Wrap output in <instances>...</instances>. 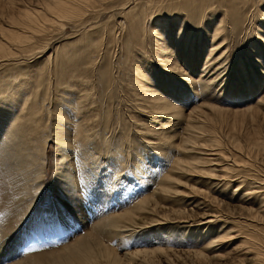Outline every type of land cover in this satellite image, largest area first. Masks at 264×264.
Instances as JSON below:
<instances>
[{
    "label": "bare ground",
    "instance_id": "obj_1",
    "mask_svg": "<svg viewBox=\"0 0 264 264\" xmlns=\"http://www.w3.org/2000/svg\"><path fill=\"white\" fill-rule=\"evenodd\" d=\"M89 1L45 0V7L38 6L54 12L48 18L46 12L42 11L44 20L57 22L62 16L71 17L79 11L85 13V10H89ZM217 1L218 7L215 5ZM262 1L121 0L117 13L126 20L127 34L134 47L133 52H125V62L121 64L126 66L124 78L127 95L135 100V104L132 112H125L128 100H119L121 106L117 113L124 111V114L120 124L113 127L110 126L111 120L105 122L106 117L100 115L99 93L94 83L88 75L80 74L77 77L80 65H73L79 56L84 55L86 58L97 40L93 34L91 38L90 29L93 27L84 31L86 35H83L80 42L79 39H62L57 46L48 39L39 45L24 48L23 45L31 41L33 33L42 28L34 26V17L28 10H22L26 19L21 22L13 20L14 15L10 16L8 26L0 27V108L4 107L7 112L6 117L0 116V174L11 191L9 193L13 204L19 208L17 214L12 219L9 218L0 229V241L3 245L9 240L11 242L9 238L15 226H18L25 213L34 205L40 188L45 184L47 148L52 142L48 144L53 134L52 140L59 158V171L54 185L59 195L61 189L58 188H65L66 182L76 185L71 174V167L75 164L77 168L74 169H78L83 179L91 182L93 168L87 167L86 162L97 166L100 156L111 160L105 169L114 173L117 179L129 166L132 170H137V175H142V183L153 178H156V182L152 186L151 195L141 197L132 204L128 203L126 208L122 207L118 212L111 209L96 214L92 225L89 223L92 215H89V221H85L86 233L66 245L63 255L47 256L49 264H93L98 257L106 256V253L114 264H139L143 257L151 260L164 256L170 247L165 242L167 239L175 245L187 246L188 252L190 245H193L197 248L194 250L196 256L210 263L224 260L227 256L221 254L224 251L228 255L233 252L237 258L235 264H264V178L260 173V170L264 171V141L255 137V149H259L261 154L259 157L257 154L255 156V167L260 170L255 169L253 174L254 164L239 160L236 155H229L215 139L204 134L199 123L213 122L211 117L205 112L201 115L202 109L197 111V108L184 112L202 97L210 101L220 98H223L222 102H238L234 99L242 101L241 98H248L254 93L255 81H264ZM254 6L257 12L260 11L263 20L258 26L253 25L254 39H251L246 49V55L255 65V78L249 79L243 71V65L236 63L238 67L235 70L238 71L241 67L240 73L246 77L244 81L237 82L234 80L237 77L234 76L235 70L229 60L230 45L226 30L239 28L249 16L253 18L256 14ZM94 7L92 4V12ZM221 11L224 14H219ZM83 13L76 19L84 22ZM191 15L201 21L195 28L189 24ZM62 23L56 24L60 26ZM150 41L152 47L148 50L147 44ZM85 42L89 46L84 51ZM45 51H49L50 55L41 60ZM15 59L23 60L21 65H7ZM27 60L29 63L22 65ZM104 61L105 65L110 66L111 62ZM59 64L66 67L65 74L72 72L77 77L76 83L51 79L55 71L53 68ZM200 64L201 69L197 70ZM43 67L49 68L45 71L48 80L44 78ZM230 74L233 75L231 78ZM234 82L237 84H233ZM61 84L72 92L68 93L65 104L56 102L59 96L53 94L52 98L51 94H47L51 88L56 92ZM261 86L259 87L262 88ZM125 89L122 94L126 93ZM49 98L55 99L52 105ZM206 106L211 110L220 109L213 104ZM256 106L264 110V96ZM106 111L104 110L105 113ZM126 113L130 116V127L124 122ZM116 134L121 139L124 138L123 143H118ZM137 138L142 143L138 142L139 145L134 147ZM173 150L176 151L174 158L170 155ZM69 159L72 161L69 162ZM163 163V170H155L157 165ZM209 169L211 170L208 171ZM234 172L236 174L231 176ZM143 175L148 177L143 178ZM179 178H188L192 183L183 185ZM202 184L206 185V192L200 190ZM71 189L74 188L63 190L70 192ZM68 200L72 204L71 211L83 217L84 214L78 212L79 207L74 205V198ZM102 203L105 205L106 202ZM189 204L197 206L201 211L194 216L195 219L176 220L169 215L175 208L189 213V210L183 209ZM222 210L225 213L223 219L218 213L223 212ZM141 231L150 239L147 241L140 236L135 243L134 238ZM114 239L117 240L115 244L111 243ZM131 239L133 248H125L124 242ZM239 239H242L241 243L232 248L233 243ZM143 242L148 247L138 248ZM202 242H205L204 246L200 244ZM7 250L5 248V252ZM36 259L42 258L33 259L30 255L13 264H39V261L34 262Z\"/></svg>",
    "mask_w": 264,
    "mask_h": 264
},
{
    "label": "rangeland",
    "instance_id": "obj_2",
    "mask_svg": "<svg viewBox=\"0 0 264 264\" xmlns=\"http://www.w3.org/2000/svg\"><path fill=\"white\" fill-rule=\"evenodd\" d=\"M36 1L35 0H0V27L8 26L9 23L8 20H10L11 19L10 16L13 15L15 16L14 17L15 19L13 20H16L18 22L25 20L26 18L22 13V10H28L29 13L32 14L34 17V20L32 21L34 26L41 27L42 29L40 30L41 32L35 31L36 33L35 32L33 33V37L31 38V41L26 42V44L23 45L24 48L30 47V45L32 46L39 45L40 43L48 39L49 41L52 40V42L55 43V44L53 43L54 45L59 44L58 43L59 40L62 39L63 40L79 39L78 41L80 42V40L84 38L83 35L85 34L86 29H90L91 27H93L90 29L91 38L93 34V36L97 37V40H95V43H93V47L91 48V51L87 53L86 58H84V55L83 57H81L82 55L79 56L80 58L76 61V64L73 65H77V64L80 65L81 70L78 71L77 77H79L80 74L83 76L88 75L87 77L88 78L90 77V80L94 83L95 89L99 93L98 99L101 104L100 115H102V117H106L104 118V121L106 122L108 120H111L110 122L112 123H110V126L112 127L119 125L120 122L122 121L121 120L122 114H124V111L119 114L117 113V111L121 106L119 100L129 101L126 102L125 112H129V111L132 112L133 111L132 109L135 104V100L127 95V90L125 89L126 80L124 78L126 73L125 70L126 66L125 65L123 66L121 64L125 62L124 61L125 60L124 56H126L125 52L127 53L133 52L134 50L132 42L130 43L131 38L128 37L127 34L128 30H127V23L125 22L126 20L117 13L118 11L117 9L120 6L121 0H109V1L87 0L91 3L90 6L88 7L89 10H85V13H83V11L82 12L79 11L74 13V15L71 17L62 16L60 17V20L62 19L61 21L56 18H53L54 20H58L57 22H51V19L44 20V17L42 16L44 15L43 13L46 12L48 18H51L50 13H54V12H50L49 10L38 6V5L44 6L43 2H45V0L44 1L36 0ZM92 1L94 3H92ZM92 4L93 6H95L94 10L96 9L99 10L96 11L93 10L92 12ZM215 5L218 7L219 2L217 1ZM263 7H264V0L261 2L260 8L262 9ZM42 11L43 13H41ZM255 12L256 14H254L253 16V18L255 17L254 19L252 18V16H249L247 18L248 21L245 20L243 25L240 26L239 28L236 29L228 28L226 30V34L228 35L226 36L228 38V43L230 45L229 51L231 57L229 55V60L232 63L233 70H235L238 67V65L242 64L243 65L242 67L245 68V70L243 71L248 75L249 79L255 78V65L253 64L252 59H249L248 56L246 55L247 54L246 49L251 39H254L253 25L255 24V26L256 25L258 26L259 23L263 22L260 11L257 12L256 7H255ZM80 13L84 14L83 16L85 19L84 22H81L79 21V19H76L82 16L80 15ZM219 14H224V11H221V13ZM190 17L192 19L189 18L190 19L189 24L191 27L195 28L197 24L200 23L201 21L198 20L196 16L191 15ZM63 19L65 20L63 21ZM59 22H63V23L59 26V24H56ZM72 35L73 37H71ZM253 41L255 42V40ZM147 45H149V47H147V49L149 50L150 47H152L151 46L152 42L150 41ZM88 46L89 43L88 44L86 43V46L84 48L83 47L80 48H83V50L85 51L88 48ZM43 54L44 56L41 58V60H45L46 57L50 55V52L45 51ZM33 58L34 57H31V59ZM73 58L75 59V57ZM103 59L107 60L108 63L111 62L110 66L109 64L105 65V61ZM17 60L19 59L11 60L9 63H7V65L9 66L21 65L20 62L23 60L20 61ZM15 62L18 64H15ZM245 62H248V64H246ZM24 63L22 65L28 64L29 61L27 60ZM93 63L96 64L94 65ZM121 65L123 68L120 67ZM46 66H47V62H46ZM65 68L66 67L61 66V64H59V66L57 67H54L53 71L54 70L55 71L53 72L54 75H52L51 79L54 80V78H56V80L54 81L63 79L64 83H68L69 81H70L69 83L71 84L76 83L78 80L77 77H74L72 72H68V74H65L66 73ZM43 69L44 72L45 71L47 72L49 70L48 67H43ZM200 69H201V64L198 65L197 70ZM240 70H242L241 67L238 71L235 70L234 76L237 77L234 80H236L237 82H242L244 81L243 79H246V77L244 78V76L240 73ZM46 72L44 78L45 80H48L47 78L48 76ZM14 75L15 74H11V76ZM262 75L264 79V73H262ZM229 76L231 78L233 75L230 74ZM238 77L242 79H239ZM66 80L68 81L66 82ZM237 82H234L233 84H237ZM254 86L256 87V89L260 88L259 86H261L262 88L258 90L254 88V93L248 96V98L246 97L245 99L241 98L242 101L238 99H234L235 101L238 102H233V101L222 102L223 98H220L219 100L213 99L210 101V99L207 100L202 97L200 99L198 98L195 103L190 105L188 109L186 108L184 110V112L188 113L190 109L197 108V111H200V109H202L201 115L202 112H205L209 117H211L213 119V122L206 121L202 123L201 121L199 123L204 130L203 131L204 134L207 137H211L215 139L228 152L229 155L232 154L236 155V157L239 160L248 161L251 164H254V169H253L254 171H252V173L255 172V169L260 170L259 167H255V156L257 154V156L259 157V155L261 154L259 149H255V137H259L261 140L264 141V117H263L264 110L259 109L256 106L258 100L264 96L263 94L264 81H261L260 83L258 81H255ZM59 87L56 92L52 90V88L49 89L47 91V94L48 93L51 94L52 98L54 97L52 96L53 94H55L56 97L59 96L60 98L57 99L56 102L60 101L61 104H65V102L68 99V93H72V92L66 90L62 86V84ZM124 89L126 90V93L122 94L124 92L123 91ZM59 92L62 95H64L66 98H64L61 94H59ZM122 95L124 96L123 98ZM52 98H49V100L51 101V105L55 100ZM204 101H206L207 103ZM210 104H213L219 107L220 109L215 108L214 109L215 111L211 110L206 106ZM201 105H203V107H200ZM104 110L105 111L107 110L106 113L108 114L107 115L108 117L106 116ZM0 116L1 117L7 116V112L4 110V107L0 108ZM109 116L112 119L109 118ZM129 117H130L129 114L126 113L124 118L125 123H128ZM117 120L119 121L117 122ZM127 125H129L130 127L129 123ZM130 133L132 136H134L132 132ZM116 135L119 138L118 143L119 142L123 143L124 138L121 139L118 134ZM52 136H50V140L48 144L51 141L52 142L49 148H47V150L49 149V151L47 153L48 163H47V175H46L45 184L40 188L39 190L40 192H38L39 194L37 193L38 194L36 196L37 200L33 203L34 205H32V207L27 211V213H25V216L22 217L18 226H15V229L12 232L11 237L9 238L11 239V242L9 240V242H5V245H3V242L0 241V243H2L0 246V258H1L0 264H13L14 261H20L22 259L27 258L30 255H32L33 259L42 258L40 260L36 259L34 260V262L39 261V264H49L48 260L46 259L47 256L53 254L63 255L64 254L63 248L66 245L72 243L77 237L86 233L87 230L84 229V227L87 224V223L85 224V221L87 222L89 221L88 220L89 215H92L89 221L90 225H92L93 219L96 218L95 216L96 214L100 212H104L105 210H107L105 212H108L111 209L118 212L121 210L122 207L126 208L128 203L132 204L134 201L140 199L141 197L143 198L145 196L152 194V186L156 182V178H153L152 180L148 179L149 182L147 181L146 183H142L140 180L142 175H137L136 174L137 170H132L129 166H127L126 170L123 171L124 173L122 172L123 175L121 174V176L117 179L116 177H114V173H111L109 170L106 171L105 169L106 166L108 165L107 163H110L111 160H108L105 156L102 157L100 156V158L97 161V166L95 164H90V162H86L87 167L93 168L91 170L93 172V180H91V182L88 181V179L85 180L82 178L81 174H79L78 169L76 170L74 169L77 168V165L73 163L76 165V167H74L75 165L71 167L72 168L71 174L73 175L74 183H76V185L74 184L75 185L74 186L73 182L71 183L66 182L68 185L66 184L65 188H60V187L58 188V190L61 189L60 191L61 194L59 195L54 185L55 181L57 180L56 177L57 172L59 171L58 161H57L59 158L56 150V145L54 144V140H52L53 139ZM138 142L142 143L140 138L135 139L134 147H137V145H139ZM116 145L117 144H115V146ZM104 147L106 148V146ZM158 155L162 158V155L160 154ZM170 155L171 157L174 158L176 155V151L173 150ZM68 161L70 162L72 160L69 159ZM164 165H165L164 163L162 165H157V167H155V170L156 168L163 170ZM210 170L211 169H209L208 171ZM260 173L261 176L264 178V171L260 170ZM235 174L236 173L234 172L231 173L230 175L234 176ZM147 177L148 176L143 175V178H147ZM179 182L183 185L184 184L189 185L192 183V181L189 180L188 178H179ZM233 183L234 182H232V184ZM70 187L74 188L73 189L74 192L72 189L70 192H67V190L66 191L63 190ZM199 188L202 191L205 192L207 191L206 189L207 187L205 184L200 185ZM7 190H8L7 185L4 182V179L2 178V174H0V226H1L0 229L5 225V223L9 220V218L12 219L17 214L16 211H18L17 208H19L15 206V204H13L14 202H12L13 200L11 197V193H9L10 189L8 191ZM71 197L74 198V202L76 203L74 205L79 207L78 212H82V214H84L85 216L84 215L83 217L78 216L76 213H74L75 211L74 212L71 211L72 204L70 205V202L68 200ZM104 201L106 202L105 205L102 203ZM101 209L104 210L101 211ZM183 209H186L187 211L189 210L188 211L189 213H186L184 211H179L177 210V208H175L169 213V215H171L172 218H175L176 220L179 219L187 220L188 218L195 219L194 216H197L198 213L201 212L199 211V208H197V206L194 207V205H190V204L185 206V208ZM224 210H222L223 212L221 211L218 212L219 214H221L220 216H223L221 217L222 219L225 217ZM225 211L228 212V210ZM215 227L219 228L218 226ZM244 230L246 232L251 233V231L248 230L247 228H244ZM1 233L2 232L0 230V235H2ZM137 235L134 238L135 243H136V239H138L140 236L143 237L144 240L147 239V241L150 239V237L148 235H145L143 231L139 232ZM241 240L242 239L236 240L233 243L232 248L239 245L241 243ZM116 241L117 240L114 239L113 241H111V243L115 244ZM165 242H168L170 247L164 256H158L151 260L146 259V257H143L141 258L142 261L139 264H235L237 262L236 260L237 258L232 254L233 252L229 253L228 255V253L222 251L221 254L224 255V257L226 254L227 255L226 258H224V260L211 261L210 263V261L199 259L198 256H196L194 250H197V248L194 247L193 245H190L189 247L190 252H188L186 251L188 247L185 245L182 246L175 245L168 239ZM124 243H125L124 247L125 248L128 247V249H132L134 246L133 239H131V241L129 240L128 242H124ZM155 243H157V240H155ZM200 244L204 246L205 242H202ZM9 245H11L13 248H11V246L8 248ZM146 247H148V245H145L144 242L138 246V248H146ZM5 248L8 249L6 252H5ZM241 251L242 250H240V252ZM106 256L98 257L96 259V262L93 264L115 263V262L112 263L108 253H106ZM249 264L252 263L249 262Z\"/></svg>",
    "mask_w": 264,
    "mask_h": 264
}]
</instances>
